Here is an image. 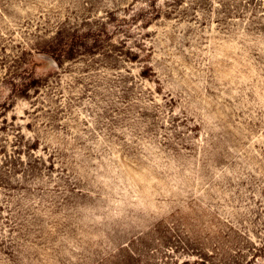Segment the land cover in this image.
<instances>
[{"label": "rangeland", "instance_id": "rangeland-1", "mask_svg": "<svg viewBox=\"0 0 264 264\" xmlns=\"http://www.w3.org/2000/svg\"><path fill=\"white\" fill-rule=\"evenodd\" d=\"M0 264H264V0H0Z\"/></svg>", "mask_w": 264, "mask_h": 264}]
</instances>
